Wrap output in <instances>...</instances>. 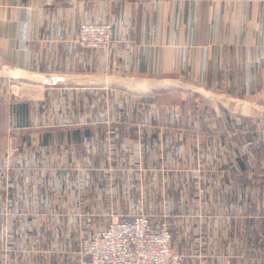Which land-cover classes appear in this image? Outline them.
I'll use <instances>...</instances> for the list:
<instances>
[{"label": "crops", "instance_id": "obj_1", "mask_svg": "<svg viewBox=\"0 0 264 264\" xmlns=\"http://www.w3.org/2000/svg\"><path fill=\"white\" fill-rule=\"evenodd\" d=\"M83 22L113 25L109 49L80 47ZM0 115V173L24 183L0 226L105 208L112 156L143 167L186 264H264V0H0ZM16 235L0 264H26Z\"/></svg>", "mask_w": 264, "mask_h": 264}, {"label": "rangeland", "instance_id": "obj_2", "mask_svg": "<svg viewBox=\"0 0 264 264\" xmlns=\"http://www.w3.org/2000/svg\"><path fill=\"white\" fill-rule=\"evenodd\" d=\"M10 75L16 76L14 72H10ZM4 134L10 140L6 156L17 160L19 154L22 153L21 136L10 135L8 131L4 132ZM135 156L136 162L140 161L141 155L137 153ZM108 159L110 162L107 161L105 165L109 173L100 183V187L102 188L101 197H105V201L107 202L105 208L98 209L95 207L88 209L78 207L72 211L67 210V213L72 214L74 217L75 225L69 223L67 220L59 223L55 220L51 221L49 218L46 219V226H41L40 224L44 223L45 220H42V218H46L45 214L38 217V220L34 217L32 221L29 220L24 226H16V217L14 215L17 214L3 210L5 223L4 226H0V248L12 244L13 242L11 241H14L17 236L16 234L20 233L23 235L20 237V245L23 246L26 252V264H84L86 259L80 254L82 240L93 235L99 229L107 227L116 217L132 219L140 214H145L154 222L161 217H166L170 223L168 218L170 213L164 207L167 203L157 202L155 205H148L145 202L147 195L144 193L146 187L144 184L143 167L138 166L134 168L136 171L132 172L129 177L114 175L115 173L121 174L122 172L120 171L124 170V165L123 167H120V165L115 166L112 156ZM2 172L0 173V176L2 174L0 177V187L4 185V188L8 189L9 187H22L24 185V183L19 181V177L11 176V172L7 173L4 170ZM82 176L80 175L79 179H76L74 183L78 189H81L87 182V179H83L84 177ZM35 181L39 185L43 184L42 179L40 181L39 179H35ZM63 181L66 180L60 178L59 184L60 182L63 183ZM27 183L31 184L32 179H29ZM69 185L72 184L69 183ZM74 185L72 187H75ZM118 200L121 201L120 205H118ZM77 203L78 205H83L81 196H78ZM32 213L35 214L36 212ZM37 213L39 214V212ZM170 226L172 228L171 224ZM4 249L6 250V247ZM196 264L203 263L197 262Z\"/></svg>", "mask_w": 264, "mask_h": 264}, {"label": "built area", "instance_id": "obj_3", "mask_svg": "<svg viewBox=\"0 0 264 264\" xmlns=\"http://www.w3.org/2000/svg\"><path fill=\"white\" fill-rule=\"evenodd\" d=\"M114 40L110 23L83 22L78 44L83 49L106 50ZM84 264H186L173 250V232L166 217L155 222L148 215L116 217L107 227L82 240Z\"/></svg>", "mask_w": 264, "mask_h": 264}]
</instances>
